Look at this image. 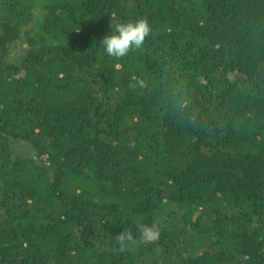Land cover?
<instances>
[{"label": "trees", "instance_id": "16d2710c", "mask_svg": "<svg viewBox=\"0 0 264 264\" xmlns=\"http://www.w3.org/2000/svg\"><path fill=\"white\" fill-rule=\"evenodd\" d=\"M0 264H264V0H0Z\"/></svg>", "mask_w": 264, "mask_h": 264}, {"label": "clouds", "instance_id": "9594fccd", "mask_svg": "<svg viewBox=\"0 0 264 264\" xmlns=\"http://www.w3.org/2000/svg\"><path fill=\"white\" fill-rule=\"evenodd\" d=\"M151 33V25L144 18L129 20L127 22H118L112 30L101 41L103 51L111 57H124L132 49H139L145 42V38ZM142 86L143 82L138 81ZM142 238L146 241H155L159 238V230L154 225H140L138 228ZM121 248L133 240L131 233L121 232L118 236Z\"/></svg>", "mask_w": 264, "mask_h": 264}]
</instances>
